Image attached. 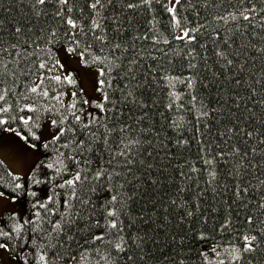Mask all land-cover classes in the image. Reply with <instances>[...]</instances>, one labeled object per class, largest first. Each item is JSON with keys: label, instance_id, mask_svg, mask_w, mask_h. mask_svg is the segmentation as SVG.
I'll list each match as a JSON object with an SVG mask.
<instances>
[{"label": "snow or ice", "instance_id": "snow-or-ice-1", "mask_svg": "<svg viewBox=\"0 0 264 264\" xmlns=\"http://www.w3.org/2000/svg\"><path fill=\"white\" fill-rule=\"evenodd\" d=\"M0 264H264V0H0Z\"/></svg>", "mask_w": 264, "mask_h": 264}]
</instances>
